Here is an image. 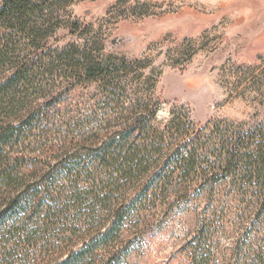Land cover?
Instances as JSON below:
<instances>
[{
	"label": "rangeland",
	"instance_id": "obj_1",
	"mask_svg": "<svg viewBox=\"0 0 264 264\" xmlns=\"http://www.w3.org/2000/svg\"><path fill=\"white\" fill-rule=\"evenodd\" d=\"M38 21L49 25L46 50L76 44L92 49L100 60L112 57L127 67L113 70L110 84L71 87L54 77L39 85L46 93L30 91L19 110L22 117L36 113L34 120L22 126L19 144L0 145L4 159L23 162L25 175L34 165L47 171L61 159L60 149L72 143L82 153L94 140L101 147L120 133L141 100L159 102L156 127H165L172 113L187 115L195 125L225 121L234 129L264 127V0H59ZM140 187H131L126 197L137 195ZM197 189L169 186L165 205L144 212L153 231L148 237L126 239L116 256L100 251L89 263L112 258L111 264H190V257L201 253L195 242L185 246L205 229L211 236V264H264V210L259 219L246 211L240 220L244 212L228 185L215 188L211 200L199 197ZM186 191L189 199L177 201ZM226 208L227 217L218 220ZM91 212L94 226L105 219L101 210ZM72 215L67 227L77 234L94 229L85 216ZM78 235L64 251L71 243L79 246ZM56 239L48 242L55 246ZM43 245L40 241L38 248ZM257 253L263 255L260 262L253 261ZM37 257L39 264L51 261Z\"/></svg>",
	"mask_w": 264,
	"mask_h": 264
},
{
	"label": "trees",
	"instance_id": "obj_2",
	"mask_svg": "<svg viewBox=\"0 0 264 264\" xmlns=\"http://www.w3.org/2000/svg\"><path fill=\"white\" fill-rule=\"evenodd\" d=\"M58 4L59 0L0 2V145L20 143L22 126L30 125L36 113L22 117L19 109L28 103L30 91L46 93L39 86L46 79H66L71 87L110 84L113 70H126V63L112 57L100 60L92 49L76 44L46 50L49 25L38 20ZM134 107L119 134L101 147L94 140L84 153L75 143L65 146L61 159L47 171L34 165L25 175L22 161L10 162L0 155V264H39V254L43 260L51 258L45 264H90L100 251L114 257L126 239L143 240L153 232L144 212L162 206L171 185H197L199 197L211 200L215 188L226 184L244 212L238 218L254 211L253 218L259 219L264 210L263 126L234 129L225 121L195 125L187 115L172 113L161 128L153 124L159 102L141 100ZM140 185L137 195L126 197L131 187ZM189 197L186 191L177 201ZM98 209L106 216L95 227L91 211ZM72 213L85 216L94 229L78 230L80 247L71 243L64 251L63 245L79 236L67 227L75 217ZM227 213L223 209L216 218L223 220ZM52 238H58L55 246L48 242ZM192 242L201 254L194 253L190 264H211L209 231L202 229L185 248ZM254 256L253 261L263 260L261 253ZM111 259L100 264H111Z\"/></svg>",
	"mask_w": 264,
	"mask_h": 264
}]
</instances>
